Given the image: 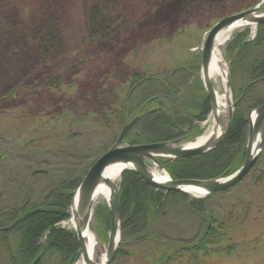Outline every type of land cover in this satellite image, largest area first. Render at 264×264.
<instances>
[{"label":"rangeland","instance_id":"1","mask_svg":"<svg viewBox=\"0 0 264 264\" xmlns=\"http://www.w3.org/2000/svg\"><path fill=\"white\" fill-rule=\"evenodd\" d=\"M259 2L0 0V98L13 92L0 105V210L25 199L35 203L51 181L91 168L114 144L124 124L118 126L113 116L106 122L105 118L108 112L120 110L130 97L132 74L157 75L162 81L174 74L180 101L203 94L201 49L208 29L221 18ZM91 5H98L111 19L114 29L104 38L88 34L87 12ZM260 11H264V3ZM39 25L58 34L57 52L48 59L41 57L37 46L27 38ZM246 28L250 32L242 44L253 39L257 26H244L235 29L221 46L234 109L236 99L250 81L248 55L237 56L233 46L236 36ZM181 78L189 79L184 89L178 85ZM213 86L217 87L214 82ZM257 100L264 102V79L256 81L241 107L249 112L259 106L254 105ZM187 108L189 111V105ZM181 114L190 122L181 131L201 128L200 134L184 143L206 133L212 124L210 111L202 121L194 118L192 110ZM134 117L132 113L127 115V121ZM263 148L264 143L252 170L231 188L208 196L188 193L195 200L206 198L207 212L234 216L237 225L235 248L229 254H211L207 264H264ZM147 164L150 169L155 165L150 159ZM116 184L119 188L120 178ZM100 206L107 209V201L101 199L95 204L90 226L106 245L109 225L102 220ZM181 210L179 202L147 233H160L174 240L191 239L201 233L203 225L196 218H184ZM61 226L72 230L68 220ZM128 240L120 244V253L112 264H149L161 248L160 242L146 238V230L137 231ZM16 242L13 236L6 242L0 236V264L17 263L16 258L12 259ZM194 262L177 255L169 264ZM57 263L55 255L44 260V264Z\"/></svg>","mask_w":264,"mask_h":264},{"label":"trees","instance_id":"2","mask_svg":"<svg viewBox=\"0 0 264 264\" xmlns=\"http://www.w3.org/2000/svg\"><path fill=\"white\" fill-rule=\"evenodd\" d=\"M87 17V31L91 37L104 38L114 29L111 19L98 5H91ZM249 32V28H246L238 34L233 45L237 56L248 55L246 68L250 78L248 83L251 84L236 99L237 104L227 135L216 147L204 153L183 158H159L172 179L226 176L243 163L249 121L248 112L241 104L249 99V92L256 81L264 79V24L257 26V33L253 39L242 44ZM27 38L37 46L41 57L48 59L57 52L58 34L51 28L39 25ZM240 58L242 60V57ZM174 80V74L166 81H162L157 75L141 77L137 73L132 74L129 80L132 86L140 83L134 86L130 97L120 110L107 113L105 122L113 116L112 121L120 126L127 121V115L131 113L132 116L139 115V120L124 139L129 144L175 138L188 140L196 133L200 134L199 127H195L193 131L189 127L187 132L180 130L182 126L190 123L188 117L183 116L181 112L192 110L196 120L206 119L210 111L207 93L201 85L203 94L189 98L185 102L180 101L178 97L180 92L173 83ZM179 81L178 85L182 89L188 86L189 79L181 78ZM12 94L13 92H9L0 98V105ZM261 103L262 100H257L254 105ZM129 106L132 111H129ZM262 153L264 154V148ZM85 174L86 171L65 174L51 181L35 203L25 199L17 205L1 207V241L6 242L11 236L17 239L16 251L12 256V259L16 258V264H32L40 253L41 256L35 264H44L49 255L58 257L57 264H74L77 261L79 244L75 233L62 227L61 222L69 219L72 197ZM205 199L195 200L186 192H164L152 188L141 180L135 170L130 168L123 170L118 194L121 243L129 241L128 239L137 231L146 230V238L161 244V248L150 258L149 264H169L177 255L180 258L190 257L195 260V264H207V258L213 253L229 254L235 248L236 242L234 232L237 225L234 216L207 212ZM179 202L182 204L181 212L184 218H196L199 225H203L201 233L187 240L165 239L160 233L155 236L147 233L150 226L158 223ZM37 207L41 210L20 218L24 212ZM101 208L102 220L109 225L107 209Z\"/></svg>","mask_w":264,"mask_h":264},{"label":"water","instance_id":"3","mask_svg":"<svg viewBox=\"0 0 264 264\" xmlns=\"http://www.w3.org/2000/svg\"><path fill=\"white\" fill-rule=\"evenodd\" d=\"M263 3L264 0H260L258 4L251 8H247L221 18L208 29L203 42V46L201 49V79L209 98L210 113L213 116L214 121L222 124V131L216 136H213L212 138L207 140L205 143L192 146L184 143L181 138H175L172 140L164 141L129 144L125 142L124 139L129 133V131L132 129V127L139 120L140 116H135L134 118L122 125L114 144L109 147L102 155H100L98 159L93 163L91 168L86 172L74 192L69 206V210L73 207L75 202L82 200L87 195L89 190L94 186L96 182H98L99 180H106L104 170L107 164L112 160L128 161L130 163L129 168L135 170L141 180L146 185L152 188L162 190L164 192H187L185 187L197 186L204 190V195L231 188L252 170L258 160L259 154L264 143V102L259 106L249 110L248 112L249 126L245 146L244 162L238 169H236L231 174L211 178L172 179L157 157L183 158L191 155L201 154L213 149L225 138L234 115L235 102H231V108L225 116L226 120L223 121V119L219 117V115L215 111V88L213 86L212 81L206 74V68L208 66V62L217 33L224 27L231 25L232 23L238 20H244L248 24H253L254 26L264 24V11H260V7ZM227 87L230 90L228 77ZM253 113L255 116L254 121L251 119ZM257 138L258 143L255 149L254 142ZM148 159L152 160L155 164L159 166V168L164 170L168 174L169 179L165 182L157 181L150 172L149 165L147 164ZM107 181L110 191L109 198L107 200L109 230L107 234V244L104 245L105 260L103 264H112L118 252L122 236L121 220L118 212L119 188L117 187L116 183L114 184L108 179ZM40 210L41 208L39 207L28 210L24 212L20 218L28 217ZM73 230L77 238V242L79 244L80 253H85V229L83 227L76 226ZM40 256L41 253L36 256L32 264H35L36 261L40 258Z\"/></svg>","mask_w":264,"mask_h":264},{"label":"bare ground","instance_id":"4","mask_svg":"<svg viewBox=\"0 0 264 264\" xmlns=\"http://www.w3.org/2000/svg\"><path fill=\"white\" fill-rule=\"evenodd\" d=\"M244 26H251L252 29H256V26L253 24H248L244 20H238L231 25H228L221 29L214 40L213 48L211 51L210 59L208 66L206 68V74L217 87H215V104H216V113L225 121V116L227 115L229 109L231 108V93L227 87V77H228V68L227 64L223 58L221 52V46L229 38L230 34L238 28ZM254 113L251 116V119L254 121ZM222 124L214 121L212 116V124L209 127L208 131L195 140L190 141L187 145H199L205 143L207 140L216 136L222 131ZM255 149L258 143V138L255 139ZM130 163L125 160H112L110 161L105 170L104 175L106 180H99L94 184V186L89 190L87 195L80 201L75 202L73 207L70 209V216L68 219L69 225L72 229L77 227H83L84 232V242H85V253H80L78 260L74 264H103L105 260V247L99 241V238L96 236L95 232L91 229L90 222L92 217V211L95 204L103 199L105 201L109 198V186L107 179L116 183L117 180L121 177V171L125 168H129ZM152 176L161 182H165L169 179L168 174L159 168L157 164L150 169ZM186 191L192 195H204V190L197 186H188L185 187Z\"/></svg>","mask_w":264,"mask_h":264},{"label":"flooded vegetation","instance_id":"5","mask_svg":"<svg viewBox=\"0 0 264 264\" xmlns=\"http://www.w3.org/2000/svg\"><path fill=\"white\" fill-rule=\"evenodd\" d=\"M138 83H139V82H138ZM136 84H137V83H136ZM136 84H135V85H136ZM135 85H134V86H135ZM130 90H133V86L131 87V89H130Z\"/></svg>","mask_w":264,"mask_h":264}]
</instances>
